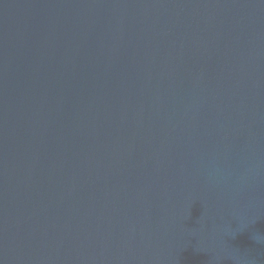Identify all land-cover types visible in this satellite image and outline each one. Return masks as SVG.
Here are the masks:
<instances>
[{"label":"water","instance_id":"obj_1","mask_svg":"<svg viewBox=\"0 0 264 264\" xmlns=\"http://www.w3.org/2000/svg\"><path fill=\"white\" fill-rule=\"evenodd\" d=\"M0 264H264V0H0Z\"/></svg>","mask_w":264,"mask_h":264}]
</instances>
